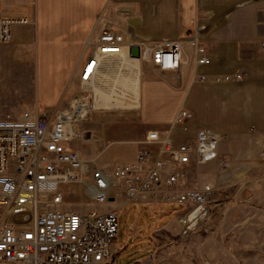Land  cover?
I'll use <instances>...</instances> for the list:
<instances>
[{"label": "crops", "instance_id": "obj_1", "mask_svg": "<svg viewBox=\"0 0 264 264\" xmlns=\"http://www.w3.org/2000/svg\"><path fill=\"white\" fill-rule=\"evenodd\" d=\"M0 3L6 16H25L30 20L27 25L14 27L13 41H29L35 35L39 49L49 52L43 55L42 65L69 66V60L78 59L87 41L96 36L101 17L108 19L128 40L132 37L181 40L187 63L180 71L159 70L155 74L147 70L143 79L140 74L138 106L120 112L93 109L81 123L79 140L70 148L85 158L96 159L99 166L111 168L116 163L135 160L137 152L148 147L144 138L150 130L168 132L178 139L194 136L197 126L226 134L218 143L217 158L193 170L200 185L220 186L228 200L237 202L243 227L240 241L244 239L246 245L250 244L248 236L252 230L253 240L262 241L264 0H0ZM192 37L204 43L211 63L196 64L190 44ZM238 71L243 74L240 80L222 77ZM41 74L45 83L37 92V102L56 104L61 93V88L55 85L57 78L45 71ZM198 74L208 78L201 81L195 78ZM34 105L39 104L34 100L31 107ZM181 109L190 110L191 118L184 124H173ZM221 163L225 165L221 167ZM122 198L117 196L118 200L105 210H118L120 203H127ZM62 207L80 212L66 203Z\"/></svg>", "mask_w": 264, "mask_h": 264}, {"label": "built area", "instance_id": "obj_2", "mask_svg": "<svg viewBox=\"0 0 264 264\" xmlns=\"http://www.w3.org/2000/svg\"><path fill=\"white\" fill-rule=\"evenodd\" d=\"M101 20L78 61L80 92L68 104L37 106L15 118L0 117V264L115 263L118 211L63 208L61 185L66 183L84 184L96 203H111L121 195L126 202L183 204L184 234L210 212L215 189L209 183L200 185L193 168L217 158L218 143L226 134L197 126L194 136L178 139L150 130L144 138L148 147L140 149L135 160L111 168L99 166L96 159L85 158L68 146L80 138L79 124L94 109L95 82L107 61L127 55L141 64L174 72L187 63L181 40H128L108 19ZM29 23L25 16L3 14L0 3V43H11L14 27ZM190 44L196 64L211 63L200 38L192 37ZM131 46L140 48L138 58L131 55ZM222 77L240 80L243 74L238 71ZM195 78L203 81L208 76ZM191 116L190 110L181 109L173 124H184Z\"/></svg>", "mask_w": 264, "mask_h": 264}, {"label": "rangeland", "instance_id": "obj_3", "mask_svg": "<svg viewBox=\"0 0 264 264\" xmlns=\"http://www.w3.org/2000/svg\"><path fill=\"white\" fill-rule=\"evenodd\" d=\"M35 38L33 35L29 41L0 43V117L10 115L15 118L23 110H34L38 108L35 105L31 107L34 100L40 107H61L80 92L77 74L80 55L78 59L69 60L67 54H64V62L69 60V66L42 65L43 55L49 52L41 51ZM140 67L142 79L147 70L160 73L155 67L141 62ZM41 71L57 78L55 85L61 88V93L56 104L37 102V92L45 83ZM110 84L106 85L107 88H110ZM124 110L111 109V112ZM80 129L81 123V133ZM78 140L68 146L72 147ZM220 165L223 167L222 163ZM213 188L215 197L208 216L188 234L183 233L180 222L185 211L183 204L120 203L122 205L117 206L118 236L114 240L113 249L117 248L121 252L115 253L113 250L116 260L114 264H264V234L262 241L258 242V238L253 240L252 230L248 236L250 244L246 245L247 240L244 239L240 241L243 227L240 211L236 210L237 202L228 200L222 187ZM61 191L64 203L80 212L90 208L105 210L110 207V203L92 202L86 186L81 183L62 184ZM122 200L125 201L124 198ZM151 258L154 261H147Z\"/></svg>", "mask_w": 264, "mask_h": 264}, {"label": "bare ground", "instance_id": "obj_4", "mask_svg": "<svg viewBox=\"0 0 264 264\" xmlns=\"http://www.w3.org/2000/svg\"><path fill=\"white\" fill-rule=\"evenodd\" d=\"M140 74L138 59L123 55L107 61L106 69L97 78L98 83L95 82L92 101L94 109H127L138 106ZM109 83L114 84L107 88Z\"/></svg>", "mask_w": 264, "mask_h": 264}, {"label": "water", "instance_id": "obj_5", "mask_svg": "<svg viewBox=\"0 0 264 264\" xmlns=\"http://www.w3.org/2000/svg\"><path fill=\"white\" fill-rule=\"evenodd\" d=\"M130 53L133 57L138 58L140 56V48L138 46H131Z\"/></svg>", "mask_w": 264, "mask_h": 264}]
</instances>
